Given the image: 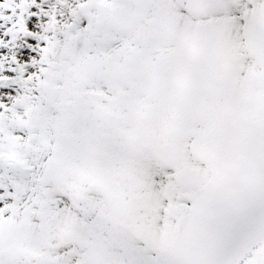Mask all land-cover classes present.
<instances>
[{
  "label": "snow or ice",
  "instance_id": "obj_1",
  "mask_svg": "<svg viewBox=\"0 0 264 264\" xmlns=\"http://www.w3.org/2000/svg\"><path fill=\"white\" fill-rule=\"evenodd\" d=\"M0 264H264V0H0Z\"/></svg>",
  "mask_w": 264,
  "mask_h": 264
}]
</instances>
